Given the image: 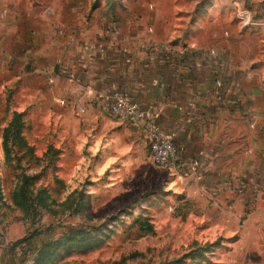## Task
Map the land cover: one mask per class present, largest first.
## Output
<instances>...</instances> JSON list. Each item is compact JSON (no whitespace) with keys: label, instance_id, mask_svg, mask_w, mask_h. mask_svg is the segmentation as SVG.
Here are the masks:
<instances>
[{"label":"rangeland","instance_id":"rangeland-1","mask_svg":"<svg viewBox=\"0 0 264 264\" xmlns=\"http://www.w3.org/2000/svg\"><path fill=\"white\" fill-rule=\"evenodd\" d=\"M31 1L63 11V0ZM198 1L69 0L80 16L61 34L216 33L214 55L230 49L232 71L264 82V0L209 21ZM21 74L14 55L0 65L1 264H264V208L234 197L212 212L180 195L146 147L96 151L39 100L47 80L32 94Z\"/></svg>","mask_w":264,"mask_h":264},{"label":"crops","instance_id":"crops-1","mask_svg":"<svg viewBox=\"0 0 264 264\" xmlns=\"http://www.w3.org/2000/svg\"><path fill=\"white\" fill-rule=\"evenodd\" d=\"M60 2L40 11L37 1L0 0V65L16 57L21 88L40 95L39 82L47 80V99L40 95L39 100L73 135L80 127L89 146L111 156L147 149L142 127L109 109L115 97L138 103L178 151L180 171L170 178L180 195L209 201L212 212L225 211L234 197L255 201L261 211L264 82L257 73L242 67L232 71L230 49L210 55L216 33L62 36L80 15L73 14L69 0H63L61 11ZM243 2L194 4L203 6L197 19L209 21Z\"/></svg>","mask_w":264,"mask_h":264},{"label":"built area","instance_id":"built-area-1","mask_svg":"<svg viewBox=\"0 0 264 264\" xmlns=\"http://www.w3.org/2000/svg\"><path fill=\"white\" fill-rule=\"evenodd\" d=\"M209 54L213 56L214 52ZM49 83L52 84L53 81H49ZM109 109L113 116L126 119L130 123L142 127L149 157L155 166L167 170L173 175L179 173V157L174 143L159 131L138 103L124 97H115Z\"/></svg>","mask_w":264,"mask_h":264}]
</instances>
